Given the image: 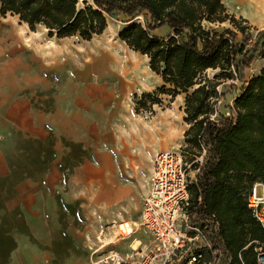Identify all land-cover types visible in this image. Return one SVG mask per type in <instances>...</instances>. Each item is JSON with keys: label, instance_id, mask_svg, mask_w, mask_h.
<instances>
[{"label": "trees", "instance_id": "obj_1", "mask_svg": "<svg viewBox=\"0 0 264 264\" xmlns=\"http://www.w3.org/2000/svg\"><path fill=\"white\" fill-rule=\"evenodd\" d=\"M6 14L17 16L31 31L42 26L49 37L77 35L85 41L101 34L115 14L127 21L140 17L119 38L146 56L149 69L161 79V86L141 94L140 105L145 98L159 103L158 94H185V151L190 168L198 169L189 191L191 221L208 223L219 264H240L238 254L244 264H255L253 246L246 245L264 242V230L252 218L246 196L254 183H264V65L250 79L245 71L254 57L264 58V30L246 44L245 20L230 15L222 0H0V16ZM225 22L235 31L213 28ZM237 33L245 41L237 42ZM208 70L217 73L210 78ZM227 94H233L232 104ZM215 103L220 115H215ZM51 138L20 147L28 153L24 161L9 160L10 174L0 187H9L10 196L17 183L36 180L53 160ZM62 162L64 180L81 163ZM198 196L200 204L194 207Z\"/></svg>", "mask_w": 264, "mask_h": 264}, {"label": "rangeland", "instance_id": "obj_2", "mask_svg": "<svg viewBox=\"0 0 264 264\" xmlns=\"http://www.w3.org/2000/svg\"><path fill=\"white\" fill-rule=\"evenodd\" d=\"M237 1L222 0L228 13L236 19L245 20L244 24L249 28L247 33L250 38L245 41L246 37L237 33V42L245 41L246 44H251L257 32L264 30V9L263 15L260 16L249 9L250 4L256 5L258 1ZM139 21L140 17L127 21L126 17L115 14L107 18V26L101 34L85 41L77 35L49 37L47 30L42 26H37L31 31L17 16H0V63L10 62L11 66L17 67L23 62L30 65L31 71L40 72V75L49 80L51 62L56 59L59 64H66L69 56L74 63V69L84 64L89 75L90 94H112V98L105 102L102 114L98 111L89 114V120L94 122L90 145L70 140L57 141L61 145L53 146V160L42 166L44 173L38 174L36 181L43 180L39 177H44L53 167H57L60 172L59 165L63 160H68V163L81 161L66 180L61 175V182L52 195L51 214L44 205L47 212L45 224L42 225L43 237L51 238V241H36L37 246L41 248L40 252L45 255L39 264H85L109 250L124 253L128 251L131 243L134 247L136 242L137 246L139 242L135 238L140 237L143 232L139 211L148 189L154 153L159 150L177 149L181 151L184 162L190 164L189 155L185 151V132L189 128V124L184 121L185 94L173 97L169 94H158L159 103L152 105L150 99L145 98L141 100L145 105L139 104L141 94L151 93L162 84L160 77L149 69L147 57L131 50L119 38L125 27ZM216 27L218 31L225 28L234 30L227 22L213 28ZM17 34L23 35L24 38L16 37ZM263 64L264 58L254 57L245 71L246 79L257 76ZM76 70L69 67L67 71L69 77L72 75L75 80ZM216 73L217 71H207L210 78ZM57 76L59 85L61 73ZM121 78L124 79L122 82L129 86H122ZM74 82L73 93L80 94L82 86ZM84 86L87 87L85 84ZM44 88L41 94L49 96V85ZM34 93L40 94L39 89L33 91ZM232 96L233 94H227L229 104L233 102ZM46 100L44 106L48 109L50 102L49 99ZM114 106H117L118 113H115V118H111V109ZM213 109L215 115L221 114L217 103L213 105ZM98 127L106 129L102 134H105L108 144L98 145L100 140H97V135H101ZM46 131L49 134L43 140L25 136L23 133H14L11 145L4 147L8 159L14 162L24 161L22 158L28 153L20 150V147L28 148L32 141L37 140L45 143L51 135L49 130ZM127 131L131 134V163L125 160V156L121 158V155L114 151L117 147L118 150L125 149L124 147L113 146V138L120 134L126 135ZM51 139L54 145L55 138L52 136ZM121 161H127L124 165L127 166L126 172H123L120 166ZM99 169L103 171L100 170L99 173ZM192 174L195 173L191 167L189 176ZM257 192H260V188H257ZM130 221H136V224L132 223L136 232L123 239L117 231V224L126 222L130 227Z\"/></svg>", "mask_w": 264, "mask_h": 264}, {"label": "crops", "instance_id": "obj_3", "mask_svg": "<svg viewBox=\"0 0 264 264\" xmlns=\"http://www.w3.org/2000/svg\"><path fill=\"white\" fill-rule=\"evenodd\" d=\"M254 1L264 3V0H238L237 2ZM16 37L24 38L20 34H17ZM67 58L66 64H59L56 59L51 62L49 80L42 74L40 75V72L31 71L30 65L23 62L19 63L17 67L11 66L10 62L0 63V180L10 174L9 159L4 147L11 145L14 133H23L25 136L43 140L49 134L46 130H49L55 138L54 147L60 146V142L57 143V141L61 140L90 145L91 128L94 122L91 123L89 120V114L93 111L102 114L105 102L112 98V94H90L89 75L84 64L81 67L78 66L76 70L69 56ZM68 66L74 71L76 70V80L72 75L69 77ZM58 73H61L59 85L57 83ZM120 80L122 86H129L122 82L124 79ZM74 81L82 86L80 94L73 93ZM47 85L50 89L49 96L41 94L42 89H45L44 87ZM38 89L40 94H33V91ZM46 99H49L50 102L48 109L44 106ZM98 101L101 103L99 104ZM115 113H118L117 106L112 107L111 116L113 117L111 118L116 117ZM98 130H101V135H97V140H100L98 145L108 144L105 134H102L106 129L98 127ZM130 135V132L127 131L126 135L120 134L113 138V146L125 148L118 150L117 147V150L114 149V151L120 154L121 158L125 156L127 161L131 160ZM127 161H121L120 166L123 172H126L125 167L127 166L124 165ZM129 162L131 163V161ZM100 170L103 171L99 169V173ZM39 178L43 180L36 181L26 178L20 181L15 185L12 196H10L9 187H0V264H39L45 258L36 241L39 243L51 241V238L43 237L42 225L45 224V213L47 212L44 205L48 207L47 210L51 214L53 212L52 195L61 182L62 176L57 167H53L45 173L44 177L41 175ZM141 211L142 204L139 211L140 219ZM130 222L132 226V223L134 224L136 221ZM132 229L134 234L136 229L133 226ZM142 229V235L135 238L139 243H145L150 239L149 233L144 228ZM10 241L14 244L12 249H10Z\"/></svg>", "mask_w": 264, "mask_h": 264}, {"label": "built area", "instance_id": "obj_4", "mask_svg": "<svg viewBox=\"0 0 264 264\" xmlns=\"http://www.w3.org/2000/svg\"><path fill=\"white\" fill-rule=\"evenodd\" d=\"M197 160L201 161V157ZM151 165L140 219L150 239L134 248L129 245L124 253L109 250L85 264H219L208 238V223L192 222L190 218L189 191L196 182L198 169L189 176L191 164L184 162L177 149L156 151ZM257 188H260L259 193ZM199 204L198 196L194 207ZM246 205L252 218L264 230V183L252 185L246 196ZM123 224H117L119 234H122L120 226ZM127 235L122 234V237ZM249 245L253 246L254 263L264 264V242L253 240L246 247ZM238 259L244 264L241 254Z\"/></svg>", "mask_w": 264, "mask_h": 264}, {"label": "bare ground", "instance_id": "obj_5", "mask_svg": "<svg viewBox=\"0 0 264 264\" xmlns=\"http://www.w3.org/2000/svg\"><path fill=\"white\" fill-rule=\"evenodd\" d=\"M264 7V3L263 2H259V3H256V5H252V4H250L249 5V9H251L252 10V12L254 13V14H257V15H263L262 14V12L264 11H262V9H264L263 8ZM126 80V79H125ZM125 224H123V225H121L120 226V228H121V230H122V234L123 235H127L126 237H122V234L120 233V236H121V238H128L131 234H132V228L131 227H129L128 226V223H126V222H124ZM117 231H118V229H117ZM119 232V231H118ZM131 232V234H129ZM136 243V242H135ZM134 243V247L136 246V244ZM133 245V243L131 244V246ZM133 247V246H132ZM133 247V248H134Z\"/></svg>", "mask_w": 264, "mask_h": 264}]
</instances>
